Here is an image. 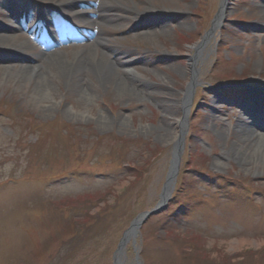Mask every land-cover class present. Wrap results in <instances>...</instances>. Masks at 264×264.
<instances>
[{"label": "rangeland", "instance_id": "obj_1", "mask_svg": "<svg viewBox=\"0 0 264 264\" xmlns=\"http://www.w3.org/2000/svg\"><path fill=\"white\" fill-rule=\"evenodd\" d=\"M221 2L126 0L135 13L156 14L119 9L113 21L91 25L98 36L78 30L47 48L39 37L5 33L1 16L28 7L41 14L47 2L0 0V46L9 48L0 54V264H112L129 224L159 199L186 91L174 188L166 209L128 241L122 264H264V154L254 148L264 147V130L236 105L264 112V17L258 0H228L209 33ZM206 37L192 82L189 59ZM74 54L129 63L114 75L129 92L111 82L83 96L54 82V61ZM35 67L52 83L48 99L30 98L42 87L25 79ZM154 88L165 92L159 101Z\"/></svg>", "mask_w": 264, "mask_h": 264}, {"label": "bare ground", "instance_id": "obj_2", "mask_svg": "<svg viewBox=\"0 0 264 264\" xmlns=\"http://www.w3.org/2000/svg\"><path fill=\"white\" fill-rule=\"evenodd\" d=\"M44 1L47 2L46 6H48L49 8H54L55 10L61 11L58 14V17L60 19H63V20L66 19V17L64 16L63 13H70V14H75L76 16H82V18H84V23H83L84 29H89V31L93 33L94 37L98 36L100 29L99 28H98V30L94 29L93 27H91V25L95 24V25L99 26V25H102L103 23H108L110 21H113L114 20L113 15L116 12H118L119 9H120V13L125 14L126 16L129 14V15H131V17H135V15L136 16L138 15L137 18H139V19L150 18V16H153L155 13V11H152L147 7H145L146 9L141 11V13H135V9L132 6L128 5V3H126V0H44ZM151 1H153V0H144V3H147V5L151 6L150 5ZM164 1L169 2V0H164ZM221 1L222 2L220 5V10L218 11V15L216 16L215 21L211 25V31L209 33L213 32L217 28V26L219 25L222 18H224L225 8H226L225 6H226L228 0H221ZM50 3H52V4H50ZM116 4H118V5H116ZM260 8H262V7H260ZM118 17L119 16H115V21H118L120 19ZM132 19H134V18H131L130 20H132ZM69 25L70 26L73 25L70 20H68L67 26H69ZM74 25H77V24H74ZM2 37L0 38V44L2 42H6V40H4L5 36H2ZM94 39L98 40V42H97L98 45L104 46L108 42L105 38H102V37H97ZM205 42L206 43L208 42L207 37L203 39V42L200 43V45L196 46L193 49L194 54H192V56L189 59V64H190L189 69H190V77H191L190 81L195 79V76L197 73V69H196L197 65L196 64H198V62L201 58L200 53L202 52V50L205 46ZM1 45H3V44H1ZM7 49L9 50V48L5 49L4 47L0 46V50H4L2 52L0 51V54H3L5 56L6 55L5 53H8ZM53 56L54 55L47 57L45 59L43 65L47 64L48 61L52 60ZM77 56H79V60L82 61V62H79V64H77V60H78V58H76ZM95 58H99V57H96V55L94 54V57H92L90 60H88L87 55H85V54H82V55L74 54L73 58L70 61H67V60L64 61L63 59H59V60L54 61L55 66H57L53 72L54 75H56V76H54L55 77L54 82H56L58 84V82H60V80L63 79V80H65V82H67L66 87H67V85L68 86L71 85L73 87L80 88L79 92L83 96L89 95L88 90H91V87L93 88V86H94L96 88V90H99L100 88L102 89L103 87L107 86L111 82L116 83L115 87L117 89L119 88L120 90L129 92V90L125 87V85L122 84L123 81L120 82L119 81L120 79H117V77L114 76L118 72V70L121 69L122 65H120L118 63V64H116V66H117L116 67L115 64L107 58L105 61L96 60ZM125 64H128V63L125 62ZM125 64H124V66H125ZM124 66H122V67H124ZM38 68L39 67L28 69V72H27L28 76L25 77L26 81L36 80L35 83L36 84L39 83L38 85L42 86V87H35L32 89V91L30 93V98L33 101H36L37 99H40V100L44 99L45 100V99H48L47 97H52L55 94L51 88L52 83H49L50 80L48 78V75L44 74V73H42V74L36 73L38 71ZM58 72H60V73L57 74ZM122 72H123V74L126 75V80L132 78V74H130L128 69L124 70ZM8 74H11V73H8ZM84 79H87V80H84ZM82 82H87L86 85H84L85 87L83 86ZM82 87H84V88L81 89ZM158 87H162V86L158 85ZM153 90L148 92V93L155 96V99L158 101L161 100V97H163L165 95V92L164 93L157 92L156 90H158V89H155L154 91ZM156 94H159V95H156ZM183 95H184L183 98H181L179 101L180 105H181L180 110H181L182 116L178 117L179 119H177L174 122L177 125V134L175 135V138H174L175 141H176V138L179 134V129L182 126H184V124L186 123V118H185L186 116L184 115V109L187 108L186 107L187 102H185L186 98H187L186 97L187 91L185 93H183ZM162 102L165 103L166 110L171 111L172 110L171 107H174L169 101L165 102L162 100ZM212 105H213V103H212ZM245 109L247 110L249 115L254 114V110H249L247 106L245 107ZM185 114H186V112H185ZM258 114L261 117L259 120H261V119L264 120V113L260 111ZM105 122L109 125L113 124L112 121L107 120ZM257 122L258 121L256 120V121H254L253 124H255ZM255 126L260 127V126H258V124L257 125L255 124ZM240 136L243 137V138H240L242 140L241 141L242 145H245L246 142H250V144H251V137H249V136L247 137V136H245L244 133H241V132H240ZM175 141H174V143H175ZM254 148H255V150H257V152L259 154H261V155L264 154V147L262 145L257 144L256 147H254ZM254 151H253V153H254ZM237 158H239V160L242 161L243 156L239 153ZM251 160H252V158H251ZM243 161H244V159H243ZM253 161L256 162V159H253Z\"/></svg>", "mask_w": 264, "mask_h": 264}, {"label": "water", "instance_id": "obj_3", "mask_svg": "<svg viewBox=\"0 0 264 264\" xmlns=\"http://www.w3.org/2000/svg\"><path fill=\"white\" fill-rule=\"evenodd\" d=\"M184 115L186 116L185 118L187 120V108L184 109ZM183 127H186V123L184 124V126H182L179 129V134L176 138L175 143H173V152L171 156L169 169L167 170L168 173L166 176V180H164L165 183L163 185L162 191H160L161 193L159 195V199L157 203L151 209L145 211V213L143 212L137 215L135 219L129 224L128 229L123 233L118 245H116L117 248L112 256V264H122L121 259L124 254L125 246L128 243V241L130 239H133L134 242L138 229L150 216L155 215V213L158 214L159 212H162L164 209H166L167 201L169 200L170 194L176 182L175 180L177 178L179 171L178 169L180 165L179 159L181 157L184 147L185 131L183 130L184 129Z\"/></svg>", "mask_w": 264, "mask_h": 264}]
</instances>
